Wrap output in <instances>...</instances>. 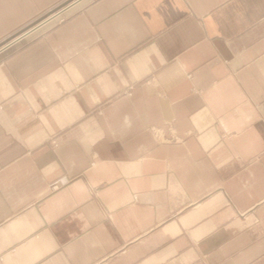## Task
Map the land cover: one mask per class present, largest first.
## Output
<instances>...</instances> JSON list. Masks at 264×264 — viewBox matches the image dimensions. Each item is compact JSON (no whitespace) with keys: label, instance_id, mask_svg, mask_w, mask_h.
Masks as SVG:
<instances>
[{"label":"crops","instance_id":"obj_1","mask_svg":"<svg viewBox=\"0 0 264 264\" xmlns=\"http://www.w3.org/2000/svg\"><path fill=\"white\" fill-rule=\"evenodd\" d=\"M0 257L264 264V0H0Z\"/></svg>","mask_w":264,"mask_h":264},{"label":"rangeland","instance_id":"obj_2","mask_svg":"<svg viewBox=\"0 0 264 264\" xmlns=\"http://www.w3.org/2000/svg\"><path fill=\"white\" fill-rule=\"evenodd\" d=\"M71 5V4H70ZM69 6V5H68ZM55 15H51V16H49L46 20H48V19H50L51 17H54ZM46 20H44V21H46ZM44 21H42L41 23H43ZM27 33V32H26ZM23 35V34H22Z\"/></svg>","mask_w":264,"mask_h":264},{"label":"built area","instance_id":"obj_3","mask_svg":"<svg viewBox=\"0 0 264 264\" xmlns=\"http://www.w3.org/2000/svg\"><path fill=\"white\" fill-rule=\"evenodd\" d=\"M7 46V45H6ZM2 260V258L0 257V261Z\"/></svg>","mask_w":264,"mask_h":264}]
</instances>
